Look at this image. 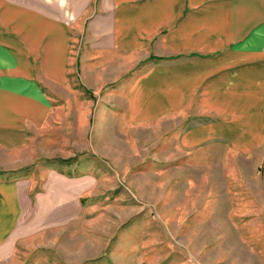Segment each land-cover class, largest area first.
Here are the masks:
<instances>
[{
  "label": "rangeland",
  "instance_id": "obj_1",
  "mask_svg": "<svg viewBox=\"0 0 264 264\" xmlns=\"http://www.w3.org/2000/svg\"><path fill=\"white\" fill-rule=\"evenodd\" d=\"M232 1L165 0L137 49L60 78L32 60L44 104L0 86V172L80 192L14 264H264V78L227 64Z\"/></svg>",
  "mask_w": 264,
  "mask_h": 264
},
{
  "label": "crops",
  "instance_id": "obj_2",
  "mask_svg": "<svg viewBox=\"0 0 264 264\" xmlns=\"http://www.w3.org/2000/svg\"><path fill=\"white\" fill-rule=\"evenodd\" d=\"M173 1L179 13L186 0ZM164 3L165 0H0V72L11 74L0 76V86L13 88L20 99L28 93L46 103L44 95L30 82L32 60L40 62L46 77L60 78L70 63L71 52H86L83 57L88 61L128 53L143 44L142 38L147 36L143 28L149 19H155L158 25V19L165 17ZM231 3L223 10L227 25L224 34L235 44L225 50L224 56L230 66L238 64L237 70L244 71L258 89L257 78H264L258 73L264 71V0ZM251 14L254 17L246 23ZM3 142L0 145L8 146ZM18 167H6L0 172V264H14L18 244L49 227L52 222L46 223L47 219L62 218L71 199L80 194L77 182L72 181L70 187L69 179L55 170L46 174L42 190L37 192L35 169L27 175Z\"/></svg>",
  "mask_w": 264,
  "mask_h": 264
}]
</instances>
